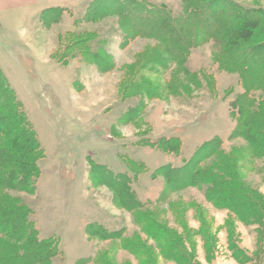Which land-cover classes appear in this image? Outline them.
<instances>
[{"label":"rangeland","instance_id":"obj_1","mask_svg":"<svg viewBox=\"0 0 264 264\" xmlns=\"http://www.w3.org/2000/svg\"><path fill=\"white\" fill-rule=\"evenodd\" d=\"M112 1L0 13V68L44 150L36 192L8 195L31 209L39 241L59 245L53 264H264V222H243L185 178L193 161L264 205V155L233 137L240 76L219 69L214 41L174 56L171 39L134 30ZM132 1L186 11V0ZM219 140L223 154L207 156Z\"/></svg>","mask_w":264,"mask_h":264},{"label":"trees","instance_id":"obj_2","mask_svg":"<svg viewBox=\"0 0 264 264\" xmlns=\"http://www.w3.org/2000/svg\"><path fill=\"white\" fill-rule=\"evenodd\" d=\"M109 5L120 7L122 21L131 17V27L135 23L147 27L144 36L164 44L171 39L170 53L174 56L202 42L214 41L220 48L219 69L238 74L245 90L234 104L239 126L233 137L245 139L253 151L264 155V98L258 103L254 96L257 91L264 93V10L245 8L232 0H186V11L181 16L132 0H114ZM210 22L212 26H208ZM100 61L106 63L104 59ZM219 145L220 140L206 145V155H222ZM43 152L22 104L0 68V222H6L0 223V264H53L59 255V245L51 240L39 241L30 220L31 209L21 198L8 195L36 192L40 176L37 163ZM192 163L185 176L189 184L207 187L209 199L228 207L243 222L263 224L264 205L252 200L239 183L224 172L209 177L207 171L194 169ZM102 176L115 182L109 173ZM175 176L178 174L173 173ZM90 229L89 226L87 231Z\"/></svg>","mask_w":264,"mask_h":264},{"label":"crops","instance_id":"obj_3","mask_svg":"<svg viewBox=\"0 0 264 264\" xmlns=\"http://www.w3.org/2000/svg\"><path fill=\"white\" fill-rule=\"evenodd\" d=\"M44 0H0V13L8 11H16L24 8L36 7ZM57 8V7H52ZM52 8H46L43 12Z\"/></svg>","mask_w":264,"mask_h":264}]
</instances>
